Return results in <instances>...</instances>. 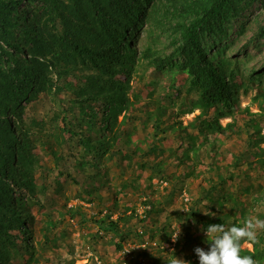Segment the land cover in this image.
Returning a JSON list of instances; mask_svg holds the SVG:
<instances>
[{
    "label": "rangeland",
    "instance_id": "374dc122",
    "mask_svg": "<svg viewBox=\"0 0 264 264\" xmlns=\"http://www.w3.org/2000/svg\"><path fill=\"white\" fill-rule=\"evenodd\" d=\"M235 1L242 10L204 41L231 90L211 105L175 63L183 17L165 13L192 0H156L129 35L130 56L120 44L105 72L64 40L101 47L97 20H43L44 46L59 59L34 55L46 81L11 113L28 160L11 156L22 174L6 184L23 222L0 231V264H199L209 224L264 220V0ZM24 4L39 11L38 1ZM158 57L170 61L158 67ZM247 250L264 264V230L241 242Z\"/></svg>",
    "mask_w": 264,
    "mask_h": 264
},
{
    "label": "trees",
    "instance_id": "16d2710c",
    "mask_svg": "<svg viewBox=\"0 0 264 264\" xmlns=\"http://www.w3.org/2000/svg\"><path fill=\"white\" fill-rule=\"evenodd\" d=\"M38 1L39 11H33L31 6L24 4L27 0H0V231L11 224L22 229V216L13 204L14 196L7 186V177L21 173L15 169V160L19 164L28 160L24 153L25 143L13 128L11 113L18 112L22 101L28 99L34 92L42 88L46 81L45 72L48 68L38 60L37 56H48L57 60L58 48L53 44L45 47L46 35L49 32L44 19L51 20L57 15L66 25L82 28L84 22L98 21L104 33L102 46L91 48L79 41L75 36H66L65 43L72 53L88 55L94 64L104 69L105 60L118 61L119 45L124 44L126 56L134 49L130 34L139 32L147 22L149 6L156 0H28ZM162 1V0H161ZM192 0L168 7L166 14L172 13L183 17L176 24L180 26L179 42L173 56H178L181 62H175L187 68L191 75V84L201 89L202 101L208 105L227 101L230 98V83L222 75L217 65L208 55L204 41L214 28L222 29L224 20L235 16L240 10L235 0ZM254 0H248L252 3ZM72 15L80 22L72 20ZM48 16V17H47ZM46 17V18H45ZM193 17V18H191ZM190 18V19H189ZM75 22V23H74ZM89 22V23H90ZM77 24V25H76ZM70 28V27H69ZM78 30V29H76ZM102 33V34H103ZM47 50H46V49ZM64 53V52H63ZM65 57V56H63ZM62 57V58H63ZM99 58V62L96 61ZM168 57H158L155 63L158 67L168 64ZM125 64V63H123ZM130 66V64H128ZM203 103V102H202ZM207 107V106H206ZM116 226V222L111 221ZM25 227V226H24ZM6 232V231H5ZM0 251L3 258L8 253L3 241ZM250 256L255 252L247 250Z\"/></svg>",
    "mask_w": 264,
    "mask_h": 264
},
{
    "label": "clouds",
    "instance_id": "9594fccd",
    "mask_svg": "<svg viewBox=\"0 0 264 264\" xmlns=\"http://www.w3.org/2000/svg\"><path fill=\"white\" fill-rule=\"evenodd\" d=\"M207 215V214H206ZM257 230H264V220L252 217L246 220L244 226L226 228L223 224H209L205 229L208 250L196 247L194 252L199 264H257L252 256H241V242H256ZM180 235V229L175 236V242ZM173 264H188L177 259Z\"/></svg>",
    "mask_w": 264,
    "mask_h": 264
}]
</instances>
